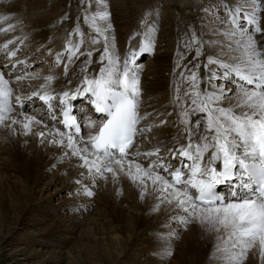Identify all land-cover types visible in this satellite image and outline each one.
I'll return each instance as SVG.
<instances>
[{
    "label": "snow or ice",
    "instance_id": "6c2138e0",
    "mask_svg": "<svg viewBox=\"0 0 264 264\" xmlns=\"http://www.w3.org/2000/svg\"><path fill=\"white\" fill-rule=\"evenodd\" d=\"M95 3L96 11L91 12L88 9L92 0H81V5H88L82 8L84 23L95 33L89 37V43L94 45L102 42V51H81L84 33L77 23L69 33L70 37L76 38L68 39L62 50L49 48L47 53L54 57L52 67L63 64L64 76L69 75V69L76 65V61L82 56L86 57L79 65L77 75L80 79L74 90L58 93L50 85L59 77L49 74L43 77L44 83L39 85L37 91L28 96H14L10 80L14 72L6 78L4 72L0 71V127H6L15 134L13 126L20 125L25 135L32 134L34 126L47 129L35 133L41 137V143L44 137H53L49 141L51 144L66 149L60 159L69 156L78 158L80 164L77 166L86 170L93 184L97 179L106 180L107 174L112 175L114 182L124 175L141 189V199L150 184L159 201L153 206V211L159 210L165 203L175 205L184 215H172L171 221L184 229L196 222L206 227L207 231L218 234V259L222 264H244L253 249H258L261 264H264V47L255 39L256 34L264 35L260 16L264 0H236L224 6L226 20L220 23H227L229 28L221 34L229 41H234L239 52L230 61L209 55L205 62H200L206 42L198 38L194 31L186 40L184 51L177 48L173 71H181L179 78L173 81L171 103L179 117V124L183 125L182 138L185 142L179 143L174 139L172 147L168 149L171 160H180L179 166L175 168L171 161L165 162L168 157L161 155L159 146L141 152L136 145L139 137L147 139V133L167 122L160 120L159 124L142 126V121L153 114L142 115L140 112L141 67L136 61L144 53L154 51L157 29L154 24L148 25L140 33L143 38L138 48L130 47L121 59L115 51V36L108 34L114 29L107 0H95ZM204 11L209 12L211 9L205 8ZM67 18L66 14L58 22ZM10 19V16L0 15V22ZM245 24L251 26V31ZM15 27V24H8L0 27V32H11ZM237 35L239 40L234 39ZM18 39L14 37L0 44V53H5L9 61L20 50L19 46L9 50V45L15 44ZM20 44H23L22 39ZM228 47L231 49L232 44ZM94 51L100 52L99 59L95 61L99 69L89 73ZM193 51L192 66H182L181 61ZM27 63L26 59L16 60L11 67L15 69L17 65ZM201 67L205 70L204 77L200 76ZM29 77L39 78L38 75L25 73L16 76L15 82L19 84ZM218 79L234 81L235 90L214 85L213 81ZM72 83L71 79L67 81L69 86ZM202 83L207 87L201 89ZM181 87L184 88L183 94ZM33 98L46 106L45 115L52 121V128H48L43 116L37 118L24 114V101ZM78 98H84L95 113L105 117L102 121L89 120L85 125L89 129L86 136L81 134L82 125L77 116L72 114L71 101ZM13 100L21 109L18 116L14 115L16 108ZM53 101H58L57 109L53 108ZM57 110L59 117L55 114ZM156 115L158 118L159 114ZM56 125L64 130L61 131V127ZM141 157L147 161L146 167L139 162ZM75 182L81 184L77 194L85 197L95 195L80 180ZM222 184L229 185L228 195L217 191ZM221 232L227 239L219 235ZM174 235L175 232L168 234L169 237ZM221 240L224 245L222 248L219 244ZM160 254L171 256V246L164 247Z\"/></svg>",
    "mask_w": 264,
    "mask_h": 264
},
{
    "label": "bare ground",
    "instance_id": "6f19581e",
    "mask_svg": "<svg viewBox=\"0 0 264 264\" xmlns=\"http://www.w3.org/2000/svg\"><path fill=\"white\" fill-rule=\"evenodd\" d=\"M195 1L197 0H192L193 3ZM49 2L52 4L50 6V10L45 11L44 8L42 7L48 6ZM189 2L190 1L188 0H180L177 2L176 7L173 4V7L169 8L165 12L166 18L160 24L158 20L153 21L149 17L154 11L157 13V11L159 10L160 6L158 0L155 1L149 0V3L147 2L146 5L144 0H115L113 3L108 5V10L111 13V24L113 25V29H114L113 32L108 34L115 36V46H117L118 42L120 41L119 45L122 43L121 47L122 46L125 47V44L127 43V37L129 36L128 34L136 32V30H134L135 25L132 24V22L130 23L129 15L137 16V18H146L147 23L149 25L154 24L155 27L160 26L161 28L158 38L159 44L157 45L158 47L156 48V50L161 52V48H162L161 45H163L165 49H169V47L172 46V42L174 38L178 40L177 44L178 42L183 41L185 45L186 40H188V39H183L178 33L179 28H178V22L176 21L178 18L181 19L182 23H185L186 26L188 27L198 23L199 19H201V21L204 22L202 24L203 25L202 27H204L206 31L208 42L210 41L220 42V43L207 42V47L209 50H211L209 51L210 53L208 54V56L212 55L214 57H218L219 59L226 61H230L232 57L238 56L239 52L236 50L237 46L235 45L234 41H229L226 36L221 34L223 31L229 28V25L227 23L225 24L220 23L221 20H226L224 17L222 18L221 16H212V13L205 12L204 9H200L195 3L193 4V7L190 8L189 10L190 12L188 13L182 12L180 15L178 14V12L175 9H177L179 5L182 8L189 5L191 6ZM72 3L75 2L70 0H52V1L15 0L13 3L6 4V0L5 2L2 1L1 6H7V5L11 6L10 7L11 9H9L10 10L9 13L6 14L7 16H10L11 19L8 21L0 22V26L6 27L8 24H15L16 26L17 25L21 26L22 29L25 28L24 30L25 32H21L19 36H15V29L14 31L11 32H5L8 34V37L10 39H13L14 37H19L20 39L23 40L22 45L20 44V39H18L15 44L11 45L14 47V50L19 46L20 50L17 56L12 58L11 61H9L5 53H0L1 55L0 66H4L5 64H8L9 71H11V73L14 72V75H12L14 77H12V80L10 79L14 96L30 95L31 92L26 91L27 87L28 88L31 87L32 91H37L39 85L44 83L43 77L48 74V73L46 74L39 73L40 71H38L37 73L34 72V74L31 73L33 75H38L39 76L38 79H31V77H29V79L21 81L19 84L15 82V77L22 75L23 68H25L24 70L26 71V69H29L31 64L35 63V59H34L35 54L33 53L34 49L31 50L30 45L31 44L37 45V48L40 49L42 48L45 54L48 53L49 48L53 49L54 51H60V49L56 44L67 38L62 33L64 31V30L62 31V28L64 27L65 29L66 27L65 24H67L68 22L66 23L62 21L60 24V22H58L60 20L59 18L63 16L64 13L67 14L69 12L67 16H71L72 20L76 19V20L84 21L82 8H87L88 5L86 4L81 5V0H77V3H75L76 7L72 8L71 7ZM143 4L145 5V7L141 10V8L144 6ZM231 4L229 3L226 4V2H221V7ZM60 6H63L61 9L63 12H60L59 10ZM96 8L97 6L95 1H92L91 7L88 10L91 12H95ZM3 12L5 14L6 11ZM16 12H20V13H16ZM205 13H208V15L207 16L204 15ZM24 14L27 15V17L25 18L26 23L28 20L30 22L27 27L25 25V20L23 17ZM77 15H79L80 17ZM260 16H261V28L264 29V8H262L260 12ZM200 24L201 23L199 22V25ZM83 32L87 33L86 36L88 38L92 35H95L92 33L89 34L90 31L88 30H84ZM3 38L4 37H0V44L5 42ZM198 38H201L200 35ZM234 39L239 40L240 39L239 35H237V37H235ZM255 39L257 40L258 44L261 45V47H264V35L257 34L255 35ZM230 43L232 44L231 49L228 47ZM184 45L180 47L181 52L184 51ZM13 47L9 48V50H12ZM102 47H104V45ZM121 47L119 48V51L122 49ZM204 49H205V45L203 47V51H205ZM115 51L120 56L119 51L118 49H116V47H115ZM162 53L163 54L161 55H158L156 53L157 55L153 57L154 59L152 61L151 67H153L154 70L147 69L145 75H143L142 78L140 79V87L142 90V104L140 107L141 108L140 112L142 115L144 113L153 114L149 116L150 120H147L145 122L142 121V126L153 123L159 124L160 120H165L159 117V115L157 118L156 114L158 113L155 110V108L167 106L169 103H171L173 97V81L176 80L177 78L172 77L170 80H168L167 77H164V73L167 71L168 72L173 71L176 63H171L172 61L171 50L170 51L167 50ZM194 55H195L194 51L191 54L186 55L185 58L181 61L182 62L181 65L182 66L188 65L189 67H191L192 65L190 62L193 61ZM124 56L122 52L120 56L122 57L121 59H123ZM142 56H144V54L141 55V57ZM51 58L54 57L51 56ZM206 58L207 56L204 55L203 52V55L200 57V62H205ZM23 59H26L28 63L25 65H17L14 71H12L13 68L11 67V64L15 63L16 60H23ZM84 59H86V57L82 56L80 58L81 61L80 60L77 61L76 62L77 64L74 67H70L68 76H64V68L60 69L59 73L53 72V74H51L52 72H50L51 75L59 77L58 80H55L51 83L50 87L54 88L58 93L62 90H68V89L74 90L76 83H78L80 79L79 75H77L79 73V65L82 63ZM92 59H93V64L89 68V73L96 72L99 69V65L95 63V61H97L99 57H92ZM137 61L136 63L137 65H139ZM212 67L215 68V66ZM177 70L181 71V69H177ZM216 70L218 72H222V70L220 69H216ZM0 71L2 70L0 69ZM151 76H153L154 78L150 79ZM200 76L201 77L205 76V70L203 67H201ZM5 77L9 78L7 77V74L5 75ZM69 79L73 81L71 86L67 84V81ZM227 81H230L231 83L226 82V80L224 79L221 80L218 79L213 81V84L222 85L228 89L235 90L236 83L232 80H227ZM200 87L201 89H204L207 87V85L202 83ZM183 91L184 88L181 87V94H183ZM229 95L231 96L232 93H229ZM13 102L15 101L13 100ZM14 106L16 108L14 115L18 116V114L20 113L19 110L21 109L19 108L18 105H14ZM30 106H31V102L28 101L25 102L23 107L29 108ZM142 106L144 108V111H142ZM225 106H227V102H225ZM88 108L89 110H91L90 105L88 103H83L81 109L86 115H90L91 117V112L88 111ZM37 112L39 113L35 112V114H32L30 112L31 114L28 113L26 115H35L37 116V118L43 116L44 122L48 125V128L49 129L52 128V121L50 120V118L49 117L45 118L44 114L43 113L41 114L40 110L38 111V109ZM173 115H174L173 117L174 122L172 124L164 123L163 125L153 128L152 131L148 133L147 139H145L142 136V144L146 145L144 151H149L159 146L161 149V155L166 156L168 154V149L172 147L174 139L178 140L179 143L185 142L182 138L183 125H180L179 123L175 125L174 123L177 122L176 120H179V117L176 111L173 112ZM170 118L172 119V115L170 116ZM177 125L179 126L177 127ZM1 128L2 127H0V130ZM35 128H37L36 131ZM86 129L87 131L89 130L87 127ZM15 130H16L15 134H13L10 130H7L5 132L2 130L0 131V151L1 154H7L10 158L4 163L11 164L12 168L17 172V174L22 176V180L21 182H18V184L21 183L23 184V177H25L24 183L26 184L29 178L36 179L35 177L37 175H42L44 171H48L49 168L52 165H54L59 158L58 156L54 157L53 155L46 154L44 152L46 147H42V145L40 144L41 137L38 136L37 138V140H39L38 145L32 143L33 138L31 137V135H36L35 133L39 131H47V129H44L41 126H34L33 133L27 135V137H31L30 141H22V140L17 141L20 136L24 138L26 135L23 133V130L20 127V125H18V127ZM61 131L63 130L61 129ZM83 135H85V133ZM52 138L53 137L47 139V142H49ZM140 138L141 137L137 139L136 145L141 143ZM62 151H63L62 153L63 156L65 152V148H62ZM139 162L144 164L145 167L147 166V161L143 157H141ZM84 173L85 175H87L86 170ZM120 176L123 177L122 179H118L117 181V184L121 183L120 187L117 188V186L114 185L112 175L110 174V177H108L106 180L104 179L103 181L105 189H103V192L101 194L99 193L100 194L99 199L101 200V208L103 209L104 207L103 211L101 209V211L103 212L101 215L107 221V223L103 224L104 226L103 229H105L107 232L105 233L104 231L102 235H106V237L94 238V240H86V243L83 242L84 244H86V248L88 245L92 246L95 249L96 253L100 257H102L103 260L105 259L106 262H108V264H114V263L123 264L122 258H124V255L126 256L127 248L134 245L138 240L139 237L138 231L140 229L144 227H148L151 229L158 228L164 225L167 222V220L169 221L172 215L183 214L180 212L179 209L175 208V205H169V204L168 205L162 204L159 210L153 211V206L159 203V201L156 199L155 195L153 194L151 185L149 184L147 193L145 194L144 198L141 199L140 198L141 189L137 187L135 184H133L126 176L124 175H120ZM79 180L83 182V184H85L86 179L80 178ZM75 181L76 179L74 180V185H76ZM27 187H31V186L27 185ZM0 191L4 193V190H0ZM142 203H144L146 206L142 207ZM134 210H139V211L141 210L142 212L141 214L138 215L133 213ZM150 216H153L154 219L153 221L151 220L152 221L151 224H148ZM49 227L51 228L52 224ZM196 227L194 228L192 227L193 244L191 245L190 248L187 247L188 250L186 249L187 252H189L188 256L191 258V262L196 257L199 258V256L203 258L211 257V259L213 257H216L217 254H219V252L217 251V247L213 243L212 234L214 232H209L204 230L200 231L196 229ZM55 231H57L56 228H52V232L50 231V233L52 234ZM99 232L100 234L97 232L96 235L99 234L100 237H102L101 231ZM72 253L74 252L72 251ZM70 255H71V251H70ZM184 258L186 259V257ZM245 264H261L258 249H254L251 258H249L247 263Z\"/></svg>",
    "mask_w": 264,
    "mask_h": 264
},
{
    "label": "rangeland",
    "instance_id": "374dc122",
    "mask_svg": "<svg viewBox=\"0 0 264 264\" xmlns=\"http://www.w3.org/2000/svg\"><path fill=\"white\" fill-rule=\"evenodd\" d=\"M2 1L5 2V0H0V6ZM14 1L15 0H6V4L13 3ZM70 1H74L75 3H77V0ZM114 1L115 0H107V5H110ZM144 1L145 5L147 4V2L149 3V0ZM178 1L180 0H158L160 8L157 13L155 11L153 13L151 12L152 14L149 16L150 19L153 21L158 20V22L161 24L162 21L166 18L165 12L169 8L173 7V4L176 7ZM188 1H190L189 3L191 4V6L189 5L182 8L179 5V7L175 9L179 15L182 12H190V8L193 7V4L195 3L200 9L210 8L211 11L209 12L212 13V16H221L225 19L226 10L224 11L225 7H221V2H226V4L236 2V0H197L194 3L192 2V0ZM75 3L71 4L72 8L76 7ZM51 5L52 4L49 2L48 6L42 8H44L45 11H49ZM145 5L141 8V10L145 7ZM7 6L0 7V15H6L7 13H9V9H11V6ZM62 7L63 6H60L59 8L60 12H63L61 10ZM3 11H6L5 14ZM67 14H69V12ZM65 15L66 14L64 13V15L59 19L61 20V18ZM204 15L207 16L208 13H205ZM23 17L25 20V25L27 27L30 22L28 20L26 23V14H24ZM67 17V19H64L67 21L63 20V22L68 23H64L66 25L65 29L64 27L62 28V31L64 30L62 33L67 38H65L63 41L58 42L59 44H56L60 50L65 47L66 41L68 39L76 38L74 36L70 37L69 33L75 28L77 23L80 24V29L82 32L84 30H88L90 31L89 34H95L89 29V26L85 24L84 21L76 19L72 20L71 16ZM129 19L130 23L132 22V24L135 25L134 30H136V34L133 35L134 32L128 34L129 36L127 37V43L125 44V47H121L122 43L119 45L120 41L118 42L117 46H115L118 51L120 47L122 48L119 51L120 56L122 52L123 56L126 55L130 47L134 49L138 48L143 38L140 33L145 31L147 26L149 25L146 18H137V16L129 15ZM176 21L178 22V33L183 39H189L193 31L197 34V37H199L200 35V37L206 42L204 44V55L208 56V54L210 53L209 51L211 50H209L207 47L208 38L206 36L204 27H202V24L204 22L199 19V22L201 23L200 25L198 22L188 27L185 23H182L181 19L178 18ZM241 23L245 22L241 21ZM245 27H247L249 31H251V26L245 24ZM156 29L157 31L155 33L154 51L151 53H144V56H142V58L137 61L141 67V71L139 73L140 79L143 75H145L147 69H153L151 65L154 56H156L157 54L161 55L163 54L162 52L171 50V63H176L177 48L179 47L180 49V47L184 45L183 41L178 42L177 44L178 40L174 38L172 46L169 47V49H165V47L161 45V52H159L158 50H156V48L159 44L158 38L161 28L160 26H157ZM24 30L25 28L22 29L21 26L17 25L15 27V36H19L21 32H25ZM86 35L87 33H84V44L81 47L82 52L87 49H103V43H97L94 45L90 44L89 38ZM0 37H4L3 39L5 41L10 39L8 37V34L5 32H0ZM12 47L13 46L9 45V48ZM30 49H34L33 53L35 54V63H33L34 66H32V68L26 69V71L24 70L25 68H23L22 72L24 74H34V72L37 73L38 71H40L39 73L50 74V72H52L51 74H53V72L59 73V70L64 68L63 64H61L59 67H52L54 58H51V56L45 54L42 48H37V45L31 44ZM12 50H14V47ZM99 53L100 52L98 51H94L93 57H99ZM41 61H43V63H41ZM4 66H0V69L5 72V75L7 74V77H9V73H11V71H9V65L8 67ZM179 75L180 71L177 69L175 73L174 71H167L164 73V77H167L168 80H170L172 77L179 78ZM12 77L14 76L10 77L11 80ZM152 78L154 77L151 76L150 79ZM226 82L231 83L227 80ZM26 91L33 92L31 87H27ZM13 104L15 105V102H13ZM30 109V107H23L24 114L26 115L30 112L32 114H35V112L39 113ZM155 110L159 114V117L167 121L165 124H172L174 122L173 112L175 110L172 103H169L167 106L155 108ZM142 111H144L143 106ZM19 112H21V110H19ZM168 113H172V119L170 118L171 115H168ZM147 120H150V118H148ZM176 121L177 122L174 123L175 125L179 123V120ZM178 126L179 125H177V127ZM13 127L16 129L18 125H14ZM37 128H35V131L37 130ZM1 130L5 132L9 129L6 127H2ZM88 131L84 126L82 135L84 133L85 135H87ZM146 135H148V133ZM31 137L33 138L32 143L38 145V136L31 135ZM31 137H27L26 135L24 138H22L20 136L17 141H30ZM50 138L51 136L43 138L44 142L41 143L40 140V144L42 145V147H46V149L44 150L46 154L53 155L54 157L58 156V161H56V163L54 164L55 166L52 165L48 171H44L42 175H37L35 177L36 179L29 178L26 184L24 183L25 177H23V184H18V182H21L22 176L17 174V172L12 168L11 164L4 163L10 158L7 154H1L0 151V190H4V193L0 191V264H108L105 259L103 260V258L96 253L95 249L92 246L88 245L90 248L89 249L88 246L86 248V244H84L86 243V240H94V238L106 237V235L102 234L104 233V231L105 233L107 232L105 229H103V224L107 223V221L101 215L103 213L102 211L104 207L103 209L101 208V200L99 199L100 194L103 192V189H105V186L103 184L104 179H97L95 184H93L92 179L88 177V175H85V169L77 166L80 164V160L78 158L69 156V158L67 159H60L62 157L63 147L47 142V139ZM140 140L141 143L137 145L138 150L141 152H145L144 148L146 147V145L142 144V137L140 138ZM81 173H84V175L82 176ZM107 176L110 177V174H107ZM80 178L86 179V181L84 180L85 184H83V182L82 184L89 186L94 191V196L85 197L83 195L77 194L78 190L81 188V184L76 183V185H74V180L76 179L77 181ZM122 178L123 177L120 176L119 179ZM27 185L31 187H27ZM114 185H116L118 188L121 186V183L117 184V181H115ZM143 204L144 203H142V207H145L146 205ZM163 205L168 204L165 203ZM141 212V210L133 211L134 214L138 215L141 214ZM180 212L183 213L182 211ZM181 215H184V213ZM153 216H150L148 224L152 223L154 219ZM51 224L52 227L50 228L49 226ZM192 227H196V229L200 231H207L206 227H202L196 222L190 223L188 227L184 229L181 225L171 220H167L164 225L155 229H151L148 227L140 229L138 231L139 237L136 243L127 248V254L126 256L124 255V258L121 257L123 264H222V262L218 259L220 253L217 254L216 257H213L212 255V259L211 257L203 258L199 256V258L196 257L191 262V258L188 256L189 252H187V250L193 244ZM52 228H56L57 231L51 234L50 231L52 232ZM99 231H101L102 237H100ZM97 232L99 234L96 235ZM171 232H175L176 235L169 237L168 234ZM217 235L218 234L215 232L212 234L213 243L216 247L218 243ZM219 235H221L223 239H227V237L224 236L222 232ZM219 244L222 248L224 246L223 240H221ZM167 246H171L172 255H161L160 253L162 252L163 248ZM72 251L74 253H72ZM253 252L254 249L248 253V257L244 261V264L247 263L249 258H251ZM184 257H186V259Z\"/></svg>",
    "mask_w": 264,
    "mask_h": 264
}]
</instances>
